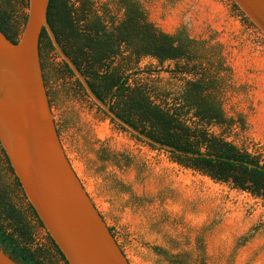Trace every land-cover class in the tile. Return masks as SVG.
Segmentation results:
<instances>
[{"label": "rangeland", "instance_id": "rangeland-1", "mask_svg": "<svg viewBox=\"0 0 264 264\" xmlns=\"http://www.w3.org/2000/svg\"><path fill=\"white\" fill-rule=\"evenodd\" d=\"M92 1L96 7L106 2L111 14L120 18L121 10L112 0ZM138 1L147 19L162 31L174 33L185 26L191 38L203 43L201 51L220 78L218 98L225 115L240 114L245 124L244 129L211 124L208 130L263 158L264 38L257 29L230 0ZM15 5L24 22L26 0ZM49 61L56 64L59 59L51 54ZM217 62L229 68L228 78L222 67L215 66ZM185 63V59L159 61L145 56L124 65L123 75L128 84H144L154 93L175 92L193 78V73L174 72ZM205 65L206 60H201ZM74 78L57 75L46 87L57 133L71 166L130 264H174L157 255L155 246L169 253L189 251L190 264L196 249L206 264H264L262 198L177 164L169 151L112 121L76 87ZM0 171L13 185L1 153ZM15 201L25 206L17 190ZM35 239L41 245L48 243L43 228L37 229Z\"/></svg>", "mask_w": 264, "mask_h": 264}, {"label": "trees", "instance_id": "trees-1", "mask_svg": "<svg viewBox=\"0 0 264 264\" xmlns=\"http://www.w3.org/2000/svg\"><path fill=\"white\" fill-rule=\"evenodd\" d=\"M112 2L121 10L120 18L111 14L106 2L96 7L92 0H49L47 6L46 20L57 43L93 94L141 134L172 147L169 153L177 164L264 200V157L237 147L207 128L212 124L222 129H244L245 124L240 114L235 118L225 115L218 98L220 78L213 72V62L201 51L203 43L191 38L185 26L174 33L162 31L147 19L138 0ZM15 3L17 0H0V31L13 43L23 23L16 14ZM38 51L45 88L57 75L73 76L64 62L49 61L51 54L57 55L44 29L39 35ZM145 56L159 61L185 59L186 63L174 72L193 73V78L175 92L154 93L144 84H128L124 65ZM201 60H206L204 67ZM190 61L195 62L188 66ZM217 64L228 78L229 68L221 62ZM74 81L86 96L76 78ZM46 94L51 106L47 89ZM0 153L13 175L1 148ZM15 190L21 193L25 206L15 201ZM38 228L43 227L16 177L13 175L12 185L0 171V248L19 264H67L47 234L48 243L36 242ZM250 236L241 237L240 243ZM153 249L171 263L190 264L189 251L169 253L158 246ZM198 250L192 264H206Z\"/></svg>", "mask_w": 264, "mask_h": 264}, {"label": "water", "instance_id": "water-1", "mask_svg": "<svg viewBox=\"0 0 264 264\" xmlns=\"http://www.w3.org/2000/svg\"><path fill=\"white\" fill-rule=\"evenodd\" d=\"M230 1L264 38V0ZM48 2L26 0L15 43L0 31V148L26 201L67 264H130L61 145L40 66L41 30L96 107L148 144L167 151L173 148L141 134L93 94L47 23ZM0 264L19 263L0 248Z\"/></svg>", "mask_w": 264, "mask_h": 264}]
</instances>
